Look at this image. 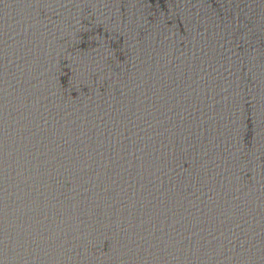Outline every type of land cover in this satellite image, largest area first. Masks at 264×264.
I'll return each mask as SVG.
<instances>
[{
	"label": "water",
	"instance_id": "water-1",
	"mask_svg": "<svg viewBox=\"0 0 264 264\" xmlns=\"http://www.w3.org/2000/svg\"><path fill=\"white\" fill-rule=\"evenodd\" d=\"M0 264H264V90L212 0H0Z\"/></svg>",
	"mask_w": 264,
	"mask_h": 264
}]
</instances>
